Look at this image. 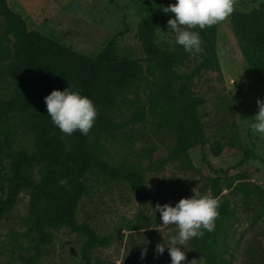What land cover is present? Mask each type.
Segmentation results:
<instances>
[{"label":"trees","instance_id":"1","mask_svg":"<svg viewBox=\"0 0 264 264\" xmlns=\"http://www.w3.org/2000/svg\"><path fill=\"white\" fill-rule=\"evenodd\" d=\"M174 2L161 0L139 21L138 38L144 56L120 59L114 38L93 57L31 31L25 17L8 0H0L5 37H11L14 48L10 66L13 89L7 97L0 96V217L14 208L22 191L29 192L30 226L37 234V245L26 264H40L53 230L63 226L82 237L81 264H134L97 255V249L110 244V235H100L90 223L78 219L79 203L92 191L93 182L115 180L128 183L140 202L130 229L146 227L144 210L149 192L145 170L133 162H112L107 157L106 141L127 123L151 117L157 130L173 133L175 141L166 160L180 159L186 166H193L190 149H204L210 143L200 112L206 100L196 93L192 80L201 70L220 66L218 23L194 28L201 38L202 52L196 55L199 62L190 72H181L186 59L181 46L156 38L174 15L163 9ZM232 29L246 63L255 77L264 81V1L252 9L233 12ZM69 85L89 96L97 107L94 125L87 135L79 130L71 135L62 133L46 112L44 97L53 89L63 90ZM141 85L144 97L137 92ZM130 91L135 92L134 97L128 96ZM127 104L135 109L127 120L120 119ZM23 126L38 141L67 139V147L58 156L50 155L53 170L46 178L37 180L34 176L33 157L19 141ZM220 150H215L216 155ZM203 160L214 174L205 177L202 188L219 198V214L213 231L205 230L185 246L198 251L204 264H234L229 226L239 213L246 214L251 224H264V187L250 181L245 172L230 175L215 168L205 152ZM62 178L65 185L58 183ZM223 184L240 194V209L223 192ZM261 254L258 245H251L247 253L251 264H262Z\"/></svg>","mask_w":264,"mask_h":264},{"label":"rangeland","instance_id":"2","mask_svg":"<svg viewBox=\"0 0 264 264\" xmlns=\"http://www.w3.org/2000/svg\"><path fill=\"white\" fill-rule=\"evenodd\" d=\"M21 13L28 28L77 51L95 57L106 43L115 39L120 59H141L144 56L138 38V23L143 16L155 10L161 0H8ZM264 0H234L232 13L218 22L217 53L219 68L201 70L192 80L196 93L205 98L200 107L202 120L210 143L203 149L194 147L189 153L193 166L182 160H166L174 134L157 130L151 117L127 123L114 137L106 141L107 157L112 162L130 161L145 170L148 203L145 207L146 227L130 229L140 207L137 195L123 181L93 182L92 191L85 195L78 208L79 221H86L100 235H110L108 246L95 252L103 258L120 263L168 264L170 256L165 245L163 254L155 251L157 243L167 241L175 233L174 225L160 224V213L155 205L175 204L182 197L210 193L202 188L207 175L214 172L203 160L205 152L215 168L230 175L245 172L250 181L264 187V135L255 133L250 124L258 109L257 100H264V81H259L246 63L232 29V14L246 11ZM194 30V29H193ZM165 31V32H164ZM168 25L161 28L156 38L174 42ZM5 37V18L0 10V96L7 97L13 89L10 66L14 48ZM181 46V45H180ZM183 49V47L181 46ZM181 72H190L199 62L197 54L186 52ZM138 94L144 97V88ZM129 97L135 92L130 91ZM138 100L137 98H135ZM135 106L123 107L120 119L127 120ZM19 141L33 157L32 165L37 180L46 178L53 170L50 155H59L68 145L61 141H38L32 131L23 126ZM221 149V150H220ZM215 150H220L216 155ZM247 155V158L244 157ZM245 159V160H244ZM223 186L235 208L242 199L234 189ZM30 194L22 191L14 208L0 217V263L26 264L35 252L37 234L30 226ZM234 252V264H251L248 250L251 245L261 249L264 264V224H251L248 216L237 214L229 226ZM82 237L69 227L53 230L52 241L45 244L40 264H81ZM183 247V246H182ZM185 251L183 264H204L202 255L193 249ZM142 251L144 255H141Z\"/></svg>","mask_w":264,"mask_h":264},{"label":"clouds","instance_id":"3","mask_svg":"<svg viewBox=\"0 0 264 264\" xmlns=\"http://www.w3.org/2000/svg\"><path fill=\"white\" fill-rule=\"evenodd\" d=\"M234 7V0H175L164 7L165 13L174 14L167 21L168 31L174 36V43L181 45L186 52L199 54L202 52L201 38L196 27L200 29L214 25L228 17ZM165 32V31H164ZM46 112L62 133L71 135L79 130L87 135L97 116V107L93 100L82 94L78 88L68 86L63 90L53 89L44 97ZM258 109L250 124L251 129L264 135V100H257ZM60 185L66 180L60 179ZM193 195L180 198L174 205L170 203L156 204L155 211L160 213V224L174 225L176 231L163 243H157L155 251L163 254L165 245L170 256V264H181L185 259L183 246L193 237H199L204 231L211 232L215 228L220 200L218 197L199 194L196 188ZM141 255H144L142 251Z\"/></svg>","mask_w":264,"mask_h":264}]
</instances>
